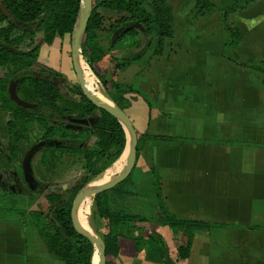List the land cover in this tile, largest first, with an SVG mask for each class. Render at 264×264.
<instances>
[{
    "label": "crops",
    "instance_id": "1",
    "mask_svg": "<svg viewBox=\"0 0 264 264\" xmlns=\"http://www.w3.org/2000/svg\"><path fill=\"white\" fill-rule=\"evenodd\" d=\"M210 1L219 8L235 2ZM168 2L175 33L165 41L163 54L147 58L146 53L117 76L152 105L141 101L134 106L147 121L148 135L173 139L147 140L137 163L151 175L152 168L157 171L172 214L226 226L197 232L184 264H264V87L262 75L246 66L264 63V0L232 12L222 28V41L216 26L201 32L188 25L179 33L176 9ZM195 3L183 6L186 20ZM100 10L113 18V26L119 16ZM227 27L238 29L242 39L229 51L230 60L222 55L229 40ZM179 38L180 44H172ZM208 39L209 47L204 44ZM110 41L102 48L104 61L139 53L120 55L124 42L112 47ZM39 128L43 131L39 126L33 130ZM29 244L19 222H0V264H16L25 255V264H51L43 243L41 254ZM120 246L118 264H154L136 257L135 248L125 252L127 246Z\"/></svg>",
    "mask_w": 264,
    "mask_h": 264
},
{
    "label": "trees",
    "instance_id": "2",
    "mask_svg": "<svg viewBox=\"0 0 264 264\" xmlns=\"http://www.w3.org/2000/svg\"><path fill=\"white\" fill-rule=\"evenodd\" d=\"M0 111L3 112V127L8 133V147L0 145V177L7 183L18 179L16 160L20 143H31V132L39 126L43 137L37 143L45 142L43 148L54 147L60 154L79 155L83 158L81 172L63 187H45L40 193L47 202L45 211L29 214L11 198L16 195L13 188L0 182V222H19L23 228L33 227L35 234L44 244L49 256L64 264H92L93 245L73 227L71 211L77 194L122 155L127 139L120 122L109 113L95 107L83 93L78 96L67 92L56 83L61 76L53 70H38L39 46L22 50L19 46L28 36L43 35V42L52 45L55 39L64 41L71 38L78 20L82 0H0ZM253 0H238L219 8L210 0H196L189 14V24L201 17L221 11L223 21ZM104 8L118 17L111 26L113 37L111 46L115 47L123 38L140 29L147 37L145 48L136 55L122 57L116 69L121 70L140 60L155 45L154 54L162 55L167 39L175 33L173 8L168 0H94L93 13L88 23L82 45L83 55L93 73L110 92L113 102L122 110L144 101L152 108L140 92L132 87L118 84L113 87L100 74L105 58L97 39V31L102 25L98 11ZM229 40L223 45L222 55L230 60L228 53L241 44L238 29L226 28ZM62 45V42H61ZM262 75L264 87V63L246 65ZM14 81L17 97L25 103L36 105L37 110L24 109L13 102L9 96L10 83ZM137 131V130H136ZM138 153L144 140L173 141L166 136H140L138 131ZM53 143V145H51ZM2 172L4 174H2ZM152 182L157 198V215L131 212L129 209H112L108 192L96 196V217L102 219L108 233L102 237L106 246L107 264H117L120 257V238L122 227L136 231L146 230V235L128 237L134 241L135 255L154 264H182L190 256L193 240L197 232H210L212 229L226 227L223 224L202 220L182 218L172 214L163 197L161 178L152 168ZM31 174V170L29 169ZM25 174V173H24ZM127 181L111 191L119 196H130L122 189ZM5 200V204L1 199ZM27 215V216H26ZM181 236L179 247L169 249L166 233Z\"/></svg>",
    "mask_w": 264,
    "mask_h": 264
},
{
    "label": "rangeland",
    "instance_id": "3",
    "mask_svg": "<svg viewBox=\"0 0 264 264\" xmlns=\"http://www.w3.org/2000/svg\"><path fill=\"white\" fill-rule=\"evenodd\" d=\"M170 1L176 9L177 25H178L179 33L184 29L188 28L189 26H194V27L198 26L201 32L203 31V29H208V28H212V26H216L214 28L218 30L217 32L218 34L221 35V41H222V36H223L222 28L227 24L228 18L226 19V21H223L221 11H214V13L210 16L201 17L199 20H197L198 22V23L196 22L197 24L196 23L189 24V16H187V20H186V14H182V13H184L185 11V10L183 11V6L184 8L187 6H189L190 8L192 6V0H170ZM213 1H215L216 3L231 2V0L228 1L213 0ZM100 11L104 12L103 10ZM112 21L113 18H109V16L107 15L102 16V25L101 28L97 31V39L98 42L101 44L102 48L103 45L105 44L107 45L108 40L112 39L113 37V34L110 31L111 29H109L112 26L111 25ZM191 30H193L191 32H197L195 28L193 29L191 28ZM42 40H43V35L41 33L38 34L35 38H31L30 36H28L24 39V41L19 46V48L22 50H28L33 47L39 46L38 63L40 64V66L37 67L38 70H44V71L53 70L57 72L62 78V83H61V79H58L56 83L58 85H61L65 89V91L68 92L70 90L71 93L78 96L77 93L79 92L82 93V90L75 75V72L73 70L72 59H71V38L68 37L64 41H61L60 39L57 38L55 39L52 45H48L44 43ZM208 41L209 39L205 40L204 44L206 46H208L207 44L212 45V43H209ZM121 42H124V45L122 47L120 55H126L129 52L136 54L138 52H141L143 50V47L146 46L147 37L140 29H136L135 33L128 35V37L122 40ZM174 42L175 43L172 44H180L181 39L180 38L179 40L176 39ZM153 46L154 48L150 49L145 55L147 56V58H149V56L151 57L157 56L154 54L155 45L153 44ZM168 48L173 49L172 45L168 46ZM120 55H118V57H120ZM245 57L249 58V50L247 51V55ZM121 60L122 59L115 58L113 60L110 59L109 61V59L107 58L103 63V69L100 70V74L109 81L111 90L113 89L114 86L121 84L119 83L117 77L118 72L120 70L116 69L117 64L122 62ZM91 72L93 73L92 70ZM94 76L98 80L100 88L104 93V95L111 99L110 92L103 86V84L95 74ZM15 88L16 86H14V91ZM136 105L137 104L132 105L131 107L127 106L125 111L131 117H133L134 125L139 135L145 138V136L148 135V132L146 131L147 121H145L142 118L141 115L142 113H140L138 110H137L138 112L136 111V109L134 108V106ZM3 115L4 114L0 112V145L5 147L7 146L8 143V136L1 122ZM43 133L44 132L40 128L34 129L32 133L33 141L36 142L37 140L42 138ZM147 140H144L140 145L139 155L141 154V157L143 155L142 153L143 147ZM51 145H53V143ZM30 147L31 144L27 142L22 143L21 153L16 165V169L17 171H19L21 180L15 183L14 185L13 184L9 185V187L13 188V190L17 192L16 195H12L11 198L17 203V206L25 210L27 214L34 211H45L48 207L45 198L40 193L34 192V190L40 192L45 187L56 188V187L65 186L69 181L74 179L81 172L83 165V158L79 155H72V154L62 155L58 150L54 149L53 146L52 148H49L47 150L40 149L31 157L29 163V169L31 170L32 184L34 185V189L32 190L25 182L22 174V166H23L22 163H24L26 154H28ZM107 169L104 170L102 173H100L97 177H95L92 180V182L93 183L96 182L99 177H104L103 175L107 172ZM151 177H152L151 173L149 174L146 171V168L141 167L137 163L131 175L127 179L128 182L125 183L122 187V189H126L128 190V192H130V196L122 197L110 190L108 193V197L111 202L110 203L111 208L116 210L129 209L131 212L141 213L151 216L157 215L158 202L155 196V191L153 188V182ZM92 182L85 189H88L89 186L92 184ZM95 198L96 196L94 197V199H91V210L89 214V218L91 220L89 219V221L91 222L90 225L92 226L93 231H95L97 234L99 233L101 237H104L108 233V229L106 223L102 219L96 217L97 212H96ZM1 201L3 204H5V200L3 198L1 199ZM28 218H29V214H28ZM25 231L28 237V241L30 243L29 244L30 249L40 254L43 251H45L43 244L35 235V231L33 227H28L27 229L25 228ZM120 232L123 233L122 235L123 237L120 238V242L123 245L127 246L125 248L126 249L125 252L135 248L134 241L128 237L140 238L141 236L146 235V230L136 231L134 229L126 228V227H122L120 229ZM180 240H181L180 235L171 232L166 233V241L167 244L169 245V249L171 250V252L175 251L177 247H179ZM45 257H46V262L48 260L51 264H64V262L62 261L52 260L50 258L48 259L47 255ZM26 259H27V255H25V257H23V259L18 261V263L16 264H25ZM135 262H138V260L135 259Z\"/></svg>",
    "mask_w": 264,
    "mask_h": 264
},
{
    "label": "water",
    "instance_id": "4",
    "mask_svg": "<svg viewBox=\"0 0 264 264\" xmlns=\"http://www.w3.org/2000/svg\"><path fill=\"white\" fill-rule=\"evenodd\" d=\"M93 6H94V0L81 1L78 20L75 25L74 31L71 35V59H72L73 70L81 87L83 95L95 107L102 109L103 111L115 117L123 126L126 133L127 143L122 155L126 154V166L124 171L120 175L110 180L109 182H106L105 184L99 187L92 188L90 190L85 189L86 187L83 190H81L73 201L71 219L74 229L79 233H81L83 236H85L88 239V241L93 245L94 251H93L92 264H107L106 246L104 239L95 231L87 230L80 224L78 218V209L81 203L86 198L90 196L95 197L101 193L108 192L116 188L118 185L122 184L129 178L137 163L139 138L135 126L132 120L130 119V117L128 116V114L126 113V111L119 108L115 103H113V105H109L105 102L98 100L95 97V95L91 93V91L88 89L87 84L84 81V77L81 72V62L83 61L86 64L87 62L83 55L82 45L87 31L88 23L93 13ZM8 92L11 100L15 102L18 106L24 109H31V110L39 109L38 106L25 103L17 97L14 91V81L10 83ZM42 145L43 143L33 146L25 157L23 167H24L25 176L27 178H29V163L31 157L33 153ZM30 185L32 187L31 183Z\"/></svg>",
    "mask_w": 264,
    "mask_h": 264
},
{
    "label": "bare ground",
    "instance_id": "5",
    "mask_svg": "<svg viewBox=\"0 0 264 264\" xmlns=\"http://www.w3.org/2000/svg\"><path fill=\"white\" fill-rule=\"evenodd\" d=\"M81 72L84 77V81L87 84L88 89L95 95V97L102 101L105 102L109 105H113L112 100L105 96L104 93L102 92L99 82L94 76V74L91 72L89 66L85 62H81ZM126 166V154H123L120 156L118 160H116L111 167L107 169V172L103 175L104 177H99L96 182H92V184L89 186L87 190H90L95 187H99L106 182H109L110 180L114 179L118 175H120ZM91 199H94V196H90L86 198L81 205L79 206L78 209V218L80 224L87 230H91L92 226L90 225L91 222L89 221V214L91 210ZM91 220V219H90ZM99 234V233H98Z\"/></svg>",
    "mask_w": 264,
    "mask_h": 264
},
{
    "label": "flooded vegetation",
    "instance_id": "6",
    "mask_svg": "<svg viewBox=\"0 0 264 264\" xmlns=\"http://www.w3.org/2000/svg\"><path fill=\"white\" fill-rule=\"evenodd\" d=\"M7 136H8V133H7ZM43 137V136H42ZM42 138H40L39 140H41ZM39 140H37L36 142L35 141H33V142H31V143H29V142H27V143H29V144H31V147H30V149H29V151L31 150V148L33 147V146H35V145H38V141ZM8 141H9V138H8ZM41 143H43V145L42 146H40L34 153H33V155L38 151V150H40V149H43L45 146H46V143L45 142H41ZM40 143V144H41ZM2 146V145H1ZM3 147V146H2ZM8 147V143H7V146H5V147H3V148H7ZM28 151V152H29ZM27 155V154H26ZM32 155V156H33ZM19 157V156H18ZM17 161H18V158H17V160H16V165H17ZM23 164V163H22ZM25 172H24V167L22 166V174H23V177H24V180H25V182L28 184V186H29V188H31L32 190L34 189V185L32 184V179H31V174L29 173V178H27L26 176H25V174H24ZM0 174H1V170H0ZM2 174H4L3 172H2ZM18 179L15 181V183H17V182H19L20 180H21V176H20V174H19V171H18ZM4 178L5 177H0V182H3L4 181ZM30 180V182H29V180ZM15 183H13V185L15 184ZM30 183L32 184V187H31V185H30ZM3 184L5 185V186H7V188L9 187V185L10 184H12V183H5V182H3ZM9 188H11V187H9Z\"/></svg>",
    "mask_w": 264,
    "mask_h": 264
}]
</instances>
